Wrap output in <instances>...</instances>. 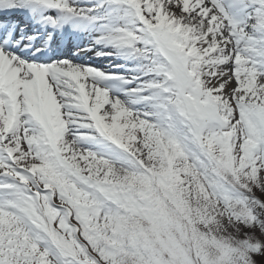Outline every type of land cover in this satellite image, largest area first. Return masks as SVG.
Here are the masks:
<instances>
[{"label": "snow or ice", "instance_id": "1", "mask_svg": "<svg viewBox=\"0 0 264 264\" xmlns=\"http://www.w3.org/2000/svg\"><path fill=\"white\" fill-rule=\"evenodd\" d=\"M0 264H264V0H0Z\"/></svg>", "mask_w": 264, "mask_h": 264}, {"label": "bare ground", "instance_id": "2", "mask_svg": "<svg viewBox=\"0 0 264 264\" xmlns=\"http://www.w3.org/2000/svg\"><path fill=\"white\" fill-rule=\"evenodd\" d=\"M91 63H94V64H100V61L92 60ZM102 63H103V62H102Z\"/></svg>", "mask_w": 264, "mask_h": 264}]
</instances>
